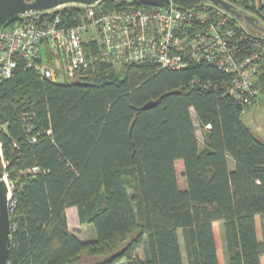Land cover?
<instances>
[{
  "label": "trees",
  "instance_id": "16d2710c",
  "mask_svg": "<svg viewBox=\"0 0 264 264\" xmlns=\"http://www.w3.org/2000/svg\"><path fill=\"white\" fill-rule=\"evenodd\" d=\"M225 1L253 17L241 43L261 51L260 92L264 5ZM63 10L71 22L80 7ZM227 78L205 62H95L77 81H54L18 64L0 81V162L13 202L7 262L184 264L182 239L188 264H220L219 222L226 264H262L264 142L243 122ZM147 102L155 105L141 109ZM70 207L92 238L71 231Z\"/></svg>",
  "mask_w": 264,
  "mask_h": 264
},
{
  "label": "built area",
  "instance_id": "2783aa9c",
  "mask_svg": "<svg viewBox=\"0 0 264 264\" xmlns=\"http://www.w3.org/2000/svg\"><path fill=\"white\" fill-rule=\"evenodd\" d=\"M100 1L59 4L3 22L0 81L10 77L18 64L42 78L77 81L95 62L115 67L151 62L172 69L205 62L227 74L226 91L242 105L243 113L257 99L261 51L251 53L241 43L251 35V25L243 17L211 1L185 8L172 1L125 0L115 9H106ZM253 2L256 7L264 5V0ZM68 4L80 7L71 22L63 14ZM7 186L10 213L11 184Z\"/></svg>",
  "mask_w": 264,
  "mask_h": 264
},
{
  "label": "water",
  "instance_id": "95a60500",
  "mask_svg": "<svg viewBox=\"0 0 264 264\" xmlns=\"http://www.w3.org/2000/svg\"><path fill=\"white\" fill-rule=\"evenodd\" d=\"M96 0H0V25L8 18L16 16L18 14H24L30 11L42 10L52 8L59 4L64 3H92ZM145 3H167L172 1L173 3L189 8L195 3L201 1H211L215 5L221 6L224 10L236 14L238 17L251 23L252 16L238 14L225 0H133ZM155 105V102H147L142 105L141 109H147ZM8 186L3 172V166L0 162V264H6L9 252V235H10V219L9 208L7 202Z\"/></svg>",
  "mask_w": 264,
  "mask_h": 264
},
{
  "label": "crops",
  "instance_id": "0c3cea01",
  "mask_svg": "<svg viewBox=\"0 0 264 264\" xmlns=\"http://www.w3.org/2000/svg\"><path fill=\"white\" fill-rule=\"evenodd\" d=\"M250 108H251V112H250ZM250 113L251 115H249ZM242 120L252 130L255 136L264 142V86L260 90L259 95L255 100V102L251 104V106H249L247 110L243 113ZM74 208L75 207L67 208L66 214L69 212L70 209L74 210ZM214 232L216 237L217 255H218L219 263L226 264L223 239L221 237L219 222L214 223ZM217 233L219 235V239L217 237ZM180 243H181V250L183 252V262L184 264H188L182 239H180Z\"/></svg>",
  "mask_w": 264,
  "mask_h": 264
},
{
  "label": "rangeland",
  "instance_id": "374dc122",
  "mask_svg": "<svg viewBox=\"0 0 264 264\" xmlns=\"http://www.w3.org/2000/svg\"><path fill=\"white\" fill-rule=\"evenodd\" d=\"M56 81H61V79L58 77L56 79ZM250 112H251V108H250ZM249 115H251V113ZM193 120H194L195 125L197 127V136H198L199 144H200V146H202V132L196 123V119L194 117V114H193ZM0 151H1V148H0ZM179 167L180 166H178V169H179ZM5 179H6L7 183L9 184L7 177H5ZM179 182L181 185H184V180L182 178H179ZM67 215H68L67 217H68V221H69V228L71 229V231L76 233V235L79 238L88 239V238H92L94 236V231H93V228L91 225L79 223L76 208H74V210L70 209L69 212L67 213ZM257 228L259 231V239L261 240L262 237H261V233H260V226L258 225ZM215 229H216V227H215ZM217 237L219 239L218 233H217ZM261 259H262V264H264V253L262 254ZM82 260L87 261L88 259L84 257ZM89 260H91V259H89Z\"/></svg>",
  "mask_w": 264,
  "mask_h": 264
}]
</instances>
